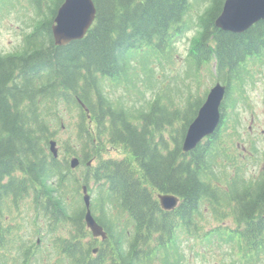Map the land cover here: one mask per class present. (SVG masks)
I'll return each instance as SVG.
<instances>
[{"label":"trees","instance_id":"16d2710c","mask_svg":"<svg viewBox=\"0 0 264 264\" xmlns=\"http://www.w3.org/2000/svg\"><path fill=\"white\" fill-rule=\"evenodd\" d=\"M25 1L35 11L32 30L20 51L0 55V264H30L40 250L18 233L16 213L21 217L25 200L34 234L44 233L67 264H182L181 235L200 234L206 214L233 223L227 235L238 242L245 264L263 263L264 166L248 177L227 120L238 117L254 66L264 62V20L235 34L215 26L225 0H93L97 17L86 36L57 46L52 26L64 0ZM193 29L187 72L198 78L204 71L227 92L220 128L185 153L187 129L208 92L183 99L174 85L178 72L169 76L165 65ZM119 88L139 93L142 104L111 96ZM67 112L79 116L80 148L67 140L57 159L49 145ZM111 147L126 156L105 158ZM71 156L81 162L80 176ZM90 183L100 213L95 218L110 244L95 258L85 207L71 203ZM160 193L178 196L180 205L163 210Z\"/></svg>","mask_w":264,"mask_h":264},{"label":"rangeland","instance_id":"374dc122","mask_svg":"<svg viewBox=\"0 0 264 264\" xmlns=\"http://www.w3.org/2000/svg\"><path fill=\"white\" fill-rule=\"evenodd\" d=\"M203 8L204 6L202 5L192 12L193 17L202 11ZM34 18L35 11L25 0H14L10 5H0V55L16 53L21 50L23 37L31 32ZM195 35L196 29L184 35L175 44L176 50L174 51L173 62L165 65L169 76L178 72V79L174 82V85L180 88L183 99L189 92L204 96L215 84L212 78L204 71L199 74L198 78L194 76L195 73L187 72L185 67L186 59ZM161 69L158 68L157 70V76L160 79L163 78ZM254 70L256 71L254 83L250 84L244 99L235 108L238 117L235 115L228 117L229 120H227L228 132L232 135L236 133V137H232L230 142L233 146L234 154L246 162L244 163L249 178L259 175L264 166V62L261 66L256 64ZM110 92L111 96L122 98L129 105L138 102L136 105L139 107L142 104L139 100L141 95L136 91H129L130 96L124 95L122 88H119L116 92L112 90ZM63 119L62 128L54 127V131H56L55 140L58 142L60 157L64 154V146L67 140H71L69 144L72 145V149L79 150L80 148L75 142L79 121L78 114L67 112ZM234 125L236 127L235 132L231 129ZM125 156L123 151L112 147L105 154V158H124ZM71 158L73 156L69 157V160ZM78 169L77 175L80 176L82 168ZM94 188L93 183H90L89 190L92 195V207L94 206L95 215L100 216L97 209V194ZM78 197L79 199L77 197L71 198V203L84 206L82 192ZM28 203V200L22 203L20 209L22 215L20 217L16 213V218H18L17 222L21 225L18 233L30 243L29 245L34 246L37 244L38 239H41L38 255L32 259L30 264H67V261H63L53 248L49 249L48 243L43 238L44 233L41 235L34 234L33 226L31 225L34 213ZM205 218L206 224L204 222L201 223L200 228H202V231L196 237L181 235V251L184 254L182 264H245L238 253V242L227 235V229H233V223L231 221L220 223L221 221H217L207 214ZM217 227L226 229L222 236L217 235V233L209 237L206 235L207 232L209 233ZM12 252L13 255L19 258L17 251ZM259 264H264V261Z\"/></svg>","mask_w":264,"mask_h":264},{"label":"water","instance_id":"95a60500","mask_svg":"<svg viewBox=\"0 0 264 264\" xmlns=\"http://www.w3.org/2000/svg\"><path fill=\"white\" fill-rule=\"evenodd\" d=\"M97 17V9L93 0H65L58 8L52 33L57 46H66L74 41L83 39L93 26ZM264 20V0H225L221 14L215 21V26L226 32L241 34L253 25ZM227 87L217 83L209 91L205 102L197 116L189 125L184 141L183 151L194 150L205 138L212 136L222 122V104ZM50 149L55 158L59 149L55 140L50 141ZM71 168L76 169L80 161L71 160ZM161 206L170 211L177 207L179 199L174 195H159ZM83 200L86 207L85 222L95 237L106 238L103 227L92 215L91 196L87 186L83 187Z\"/></svg>","mask_w":264,"mask_h":264},{"label":"flooded vegetation","instance_id":"af4514ba","mask_svg":"<svg viewBox=\"0 0 264 264\" xmlns=\"http://www.w3.org/2000/svg\"><path fill=\"white\" fill-rule=\"evenodd\" d=\"M105 230V229H104ZM105 232L107 233V231L105 230ZM92 235V234H91ZM107 235H108V233H107ZM92 237V240H93V242H94V248H93V251H92V254H93V257L95 258V257H97L98 256V253H99V251H100V249H101V246L103 245V244H105L106 242L108 243L109 242V240H108V238L107 239H102V237H94L93 235L91 236ZM38 243H40V240L38 241ZM109 244V243H108ZM110 245V244H109Z\"/></svg>","mask_w":264,"mask_h":264},{"label":"bare ground","instance_id":"6f19581e","mask_svg":"<svg viewBox=\"0 0 264 264\" xmlns=\"http://www.w3.org/2000/svg\"><path fill=\"white\" fill-rule=\"evenodd\" d=\"M49 143V142H48ZM50 146V145H49ZM49 146H48V148H49Z\"/></svg>","mask_w":264,"mask_h":264}]
</instances>
